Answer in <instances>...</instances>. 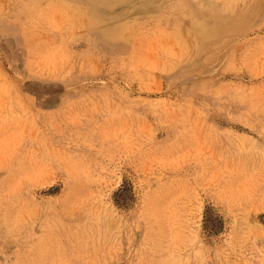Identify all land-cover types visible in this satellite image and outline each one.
<instances>
[{"label":"rangeland","instance_id":"obj_1","mask_svg":"<svg viewBox=\"0 0 264 264\" xmlns=\"http://www.w3.org/2000/svg\"><path fill=\"white\" fill-rule=\"evenodd\" d=\"M0 264H264V0H0Z\"/></svg>","mask_w":264,"mask_h":264},{"label":"bare ground","instance_id":"obj_2","mask_svg":"<svg viewBox=\"0 0 264 264\" xmlns=\"http://www.w3.org/2000/svg\"><path fill=\"white\" fill-rule=\"evenodd\" d=\"M75 7V6H74ZM72 8V7H70ZM217 9V8H216ZM73 10V9H72ZM65 18V16H64ZM57 19V18H56ZM87 20V19H86ZM56 21V20H55ZM79 21V20H78ZM82 21V20H80ZM197 21V20H196ZM236 25V23H229L226 24L225 27H233ZM221 28V25H212V26H207L204 21H199L195 24V29L198 32V34L202 37L204 35L210 34V33H215L217 30ZM198 39V38H197ZM199 40V39H198Z\"/></svg>","mask_w":264,"mask_h":264}]
</instances>
